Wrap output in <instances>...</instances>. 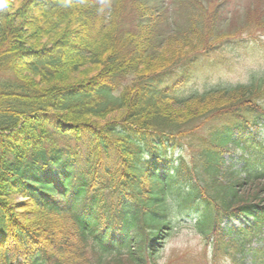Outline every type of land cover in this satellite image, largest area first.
<instances>
[{
    "label": "trees",
    "instance_id": "obj_1",
    "mask_svg": "<svg viewBox=\"0 0 264 264\" xmlns=\"http://www.w3.org/2000/svg\"><path fill=\"white\" fill-rule=\"evenodd\" d=\"M17 1L0 4V264H147L143 248L112 257L106 243L138 215L165 236L169 198L178 210L195 200L264 227V176L246 162L242 178L223 158L264 118V80L189 99L172 80L219 40L212 26L195 16L168 23L152 0ZM27 18L35 45L12 28ZM188 23L180 47L155 55ZM177 147L192 150L190 160L158 177ZM178 184L191 193L173 196Z\"/></svg>",
    "mask_w": 264,
    "mask_h": 264
},
{
    "label": "rangeland",
    "instance_id": "obj_2",
    "mask_svg": "<svg viewBox=\"0 0 264 264\" xmlns=\"http://www.w3.org/2000/svg\"><path fill=\"white\" fill-rule=\"evenodd\" d=\"M161 10L175 11L174 20L176 22L189 21V10L185 6L183 0H158ZM203 2L209 12H201L202 19L211 24L216 23L218 29L217 34L220 37H234L228 44L218 46L216 51L207 57H200L194 66V72L190 76L185 92L186 94L207 92L212 88H227L229 86H239L248 84L253 76L256 78L264 77V0H193ZM7 0H5L6 4ZM13 3V6L18 5L17 0H8V4ZM11 5V4H10ZM127 8H133V5H128ZM233 9V10H232ZM218 10V12H216ZM236 13L234 17L229 11ZM127 16V15H125ZM130 17V16H129ZM128 22L133 25L136 22L135 17H130ZM14 23V20H13ZM31 21L18 20L16 25L12 27L14 30L19 29L20 34L24 36L22 41L26 46L35 45L37 38L32 37L30 25ZM127 23V24H128ZM33 25V24H32ZM130 28L129 25H126ZM186 28L181 27L179 31H185ZM167 32V31H166ZM167 34V33H166ZM165 34V35H166ZM187 33L181 32L175 36L170 44H164L155 47V55L171 54L177 47L182 45L181 36ZM11 39H9L10 41ZM22 49V48H21ZM15 50L14 57L22 54ZM25 61V59H24ZM25 66V65H23ZM98 71L97 75L100 74ZM101 75V74H100ZM98 75V76H100ZM30 80L28 76H24ZM71 84H77L79 81L77 76L73 75ZM24 82V81H23ZM131 80L128 81V84ZM238 152L229 155L228 159H234ZM175 260V261H172ZM168 264H213L206 255L205 249L200 252L188 250L183 252L174 251L171 258L168 259ZM218 264H224L220 262Z\"/></svg>",
    "mask_w": 264,
    "mask_h": 264
},
{
    "label": "clouds",
    "instance_id": "obj_3",
    "mask_svg": "<svg viewBox=\"0 0 264 264\" xmlns=\"http://www.w3.org/2000/svg\"><path fill=\"white\" fill-rule=\"evenodd\" d=\"M5 3V0H0V4ZM168 205L170 209L169 222L171 224L169 235L164 238L162 246L158 252V259L156 264H168V259L171 254L176 252H183L194 250L200 252L204 250L203 237L197 230L194 224L185 223L176 208L174 200L169 198ZM210 254L213 251L212 245H208L207 249ZM224 264H231L230 260L225 257Z\"/></svg>",
    "mask_w": 264,
    "mask_h": 264
}]
</instances>
